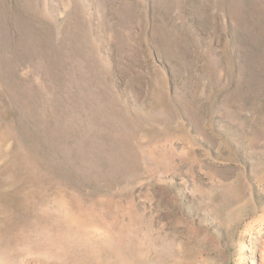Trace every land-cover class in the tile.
Returning a JSON list of instances; mask_svg holds the SVG:
<instances>
[{
  "label": "rangeland",
  "instance_id": "1",
  "mask_svg": "<svg viewBox=\"0 0 264 264\" xmlns=\"http://www.w3.org/2000/svg\"><path fill=\"white\" fill-rule=\"evenodd\" d=\"M0 264H264V0H0Z\"/></svg>",
  "mask_w": 264,
  "mask_h": 264
}]
</instances>
